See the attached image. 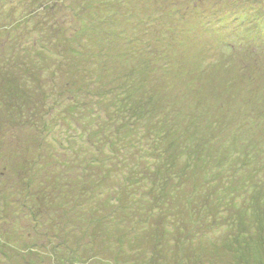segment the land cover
<instances>
[{"label":"rangeland","instance_id":"rangeland-1","mask_svg":"<svg viewBox=\"0 0 264 264\" xmlns=\"http://www.w3.org/2000/svg\"><path fill=\"white\" fill-rule=\"evenodd\" d=\"M256 8L262 20L243 24L252 19L246 13ZM186 11L189 21L183 18ZM48 17L57 24H48ZM263 21L264 0H0L5 35L51 43L53 52L51 67L21 86L38 99L46 95L43 107H35L38 119L19 125L21 111L3 109L8 106L0 102L5 126L0 130V169L8 168L0 177V264H65L70 254L76 264H85V256L87 264H264V162L259 158L264 157V40L252 47L239 43L253 65L248 64V73L227 62L222 45L238 42L239 28ZM31 52L30 64L45 63L38 59L45 55L42 50ZM66 82L71 93H65ZM103 83L105 96L98 101ZM131 86L136 91L143 87V95L157 88H165L167 95L168 90L166 98L155 92L151 108L166 110L167 103L160 104L168 100L178 118L170 129L174 144H165L171 153L165 160L170 172L162 178L167 196L152 209L134 192L142 186L140 179L129 180L133 173H128L137 161L129 156L130 146L131 151L145 148L150 130L138 127L126 140L124 123L104 110L119 103V90ZM89 92L91 109L79 104L92 100ZM96 105L106 113H91ZM114 131L121 142H108ZM242 153L253 158L247 174L237 165ZM27 156L38 165L34 181L19 174L14 162ZM53 176L70 193L53 196L77 200L86 212L76 208L63 218L58 215L65 208L48 200L52 192L46 186ZM248 182L254 188L247 219L250 210L242 208L248 200L238 187ZM102 207L118 209L122 220H113ZM103 212L106 222L100 219ZM242 217L245 226L257 225L256 234L239 229ZM97 219L102 222L97 231L86 234L82 228L84 239L75 233L81 223ZM48 226L58 230L50 233ZM76 237L83 239L79 256Z\"/></svg>","mask_w":264,"mask_h":264},{"label":"trees","instance_id":"trees-1","mask_svg":"<svg viewBox=\"0 0 264 264\" xmlns=\"http://www.w3.org/2000/svg\"><path fill=\"white\" fill-rule=\"evenodd\" d=\"M257 13H258L257 8L254 10L248 11L246 14H249V18H252V19L243 20L242 23L247 24L249 22L248 23V25H249L253 21H257V20L261 19L260 14H257ZM185 14L186 15L182 14L183 18L186 19L187 21H189L190 18L187 19V16H188L187 11ZM154 15L158 16L157 13ZM255 15H256V18L254 17ZM49 16L52 17L51 14H49ZM151 17H152V20L156 19L152 15H151ZM232 20L235 22L239 21V19L236 20L235 17H233ZM47 22H48V24L49 23L50 24L51 23L57 24L56 20H52L49 17L47 18ZM263 23H264V21L261 23L260 26H257V27L247 26V27L239 28V32L235 33V36H236V39L238 42H233V43L229 42L228 43L229 46L222 43L223 47L226 48L225 50L228 53V55L226 56L227 62L231 61L235 66L238 67V70H240L241 73H243V72L248 73V69L251 70V67H248V64H251L250 63L251 61H250V58L247 56L246 51H241L239 49V46L244 45V44H239V43H246L249 47H252V45L254 43L261 45L260 42H262L264 40V24ZM230 31H233V30L230 29ZM185 32H190V30L184 29L183 33H185ZM5 33L6 32H4V29H0V92H2L3 89L5 91V94L0 97V102L3 104H6L8 106L7 108H3V109H9V111L12 109H17V110L21 111V114L19 116L20 120L18 121L16 119V121L20 125L23 120L24 121H30V119H38L39 118L38 111L35 107L38 105H39V107H43L42 102H44V101L42 99L46 98V95L44 94L41 96L42 99H38L35 94L30 93L29 89L21 88V86L29 85L32 81L31 79L36 76V73L37 74L42 73V71L44 69L51 67L52 62H50V60L48 59L50 57H48V56L53 55V52L51 51L50 45H49L51 43H45V42L36 43V41H33L34 42L33 43L31 41H28V40H21V39L15 40L12 38V36L9 33L7 35H5ZM243 39H245V40H243ZM47 44H48V47L45 46ZM178 45H180V43H178ZM258 47H261V46H255L253 48L257 49ZM35 49L42 50L44 52L45 55L38 56V59L45 60L44 64L42 63V61L33 62V64H30L31 59L29 60L30 54H28V52L32 53L31 51H33ZM31 55H34V54H31ZM25 56H27V57H25ZM225 63L226 62H224L222 65H225ZM45 64H47V67L44 66ZM255 65H257V63H255ZM255 67H257V66H255ZM23 69H25V70L28 69V71L24 72L23 74H18ZM231 71L232 70L229 69V72H231ZM32 73H33V75H31ZM103 85H104L103 87H98L99 88L98 90L101 92L100 94H98V97H97L98 101L100 99L102 100L103 99L102 97L105 96L104 95L105 93H103V95H101L102 91L105 92V89H106L104 83H103ZM133 85H135V84H133ZM42 87L43 86H40V89ZM64 90H65V93H71L70 92L71 87L67 82L65 83ZM120 91L121 90H119V103L115 102L113 104H109L107 108H104V110L109 111V112L113 111V115L115 116L114 117L115 121L116 120L120 121L121 124L124 123L123 126L128 130V131L124 132V134H123V136L126 140L128 138L132 139L134 137V135H136L140 131L139 128H141L142 126H145V127H147V129L150 130L149 135H146L147 136L146 137V145H144L145 148H143L141 150L140 149H134L133 151H131L130 150L131 146H130V148L128 150L129 156L130 155L133 156L134 159H137V161L134 163L133 168H132V166L130 167L133 172L129 171L128 173H133V176L129 180L138 181V179H140L139 183L142 186L138 187L139 190L134 189L135 191L134 190L133 191L135 193L138 192V194L142 195L143 202L147 207H149L150 206L149 204L151 203L150 208L152 209L153 204L163 203V201L166 199V196H167L166 192H164L165 179L162 180V178L164 177L165 174H169V172H170L169 166L165 161L169 157L170 146L165 145V144L166 143L167 144L168 143L174 144L173 141L172 142L170 141L171 140L170 138L173 137V136L172 137L170 136V131H171L170 129L172 128V125H174L173 122H176V120L178 118L176 115L171 114V113H175V111L171 110V108H168L170 106L169 104H171L168 100L163 101L160 104V106H162L163 104L167 103L166 105H163V107L164 106L166 107V110L163 109V111H161V110H159V107H158L155 109V111H153L152 109L154 107L151 108V106L154 104L155 92H157L161 98H166L167 96H169L168 90H167V95H166L165 88H157L154 91L149 90L148 92L153 94V96L148 95L147 94L148 92L146 94L144 93L145 95H143V87L138 88V91H136V88L134 86L128 87L126 90H124V92H120ZM140 93H141V95H139ZM79 94L81 95V93H79ZM89 94H90V96L88 98H90L92 100L89 101L87 99H85V100L82 99L79 104L90 105V109H91L92 107H94L93 106L94 100H93V97L91 96V92H89ZM151 98H154V99H151ZM71 99H74L73 94L71 96ZM156 103L158 104L159 102H156ZM96 107H97V105H96ZM261 107L264 108V104ZM106 111H103L102 109L97 107V109H95V108L92 109L91 113H94V112L98 113L99 112V114H100V113H106ZM153 113H155V114H153ZM105 116H106L105 119H107L108 114H106ZM244 116L248 117L249 114L247 113ZM262 118L264 120V116ZM114 119L111 117V119H109V120H110V122H112V120H114ZM251 121H252V119H251ZM1 122L2 121L0 120V130L1 129L4 130L5 126L2 127ZM20 127L25 128V126H18V128H20ZM113 134L111 136L113 138H109L108 142H110V141L121 142V140L119 138L120 134L115 132V131L113 132ZM122 142H125V141L122 139ZM128 143H131V141ZM149 147H151V149ZM243 150H245L247 152L248 148L243 149ZM14 156L16 158L15 153H14ZM261 156H259V158L262 162H264V157L263 156L261 157ZM150 160H152V162H149ZM14 162L18 168L17 170H19V174H27V175H29V179L34 181V177H31V176L34 175L36 169H38V165H37L36 160L31 158L30 156H27L23 161H14ZM20 163L25 165V167L20 166L19 165ZM252 164H253V158L250 154L242 153L241 155L238 156L237 165H238L239 169H242V167H243L245 169L246 174H247V169H249V166L251 168ZM7 171H8V168L6 166L3 168L2 171L0 169V177L7 175ZM249 174H252V172ZM133 177H134V179H133ZM227 177H231L230 174H227L226 178ZM226 178H224V180H226ZM186 180L189 181V179H186ZM60 182L61 181H58L54 177L53 181L51 183H48V182L46 183V186L49 187L50 191L52 192L51 196L49 195L50 198H48V200L51 199L52 201H50V202L59 201L60 202L59 204L63 205L65 208V211L62 214H59L57 211H55L56 212L55 214L58 213V215L62 216V218H63L65 216H67L66 212L69 209L74 211V210H76V208H77V210H79L81 212H86V210L82 207V205H77V203H78L77 200H75V201L72 200L71 202H65V201H63V199L59 200L57 196H53L54 194H60V193L70 194L68 192H65V188L61 184H59ZM211 182H214V181L211 180ZM29 183H31V182H29ZM57 183L59 185H57ZM181 184H183V183H181ZM184 184H186V183L184 182ZM253 188H254V183H251V182H248L247 184H245L242 187V189H240L238 187V194L240 195L242 190H244L245 191L244 192L245 193L244 199L248 200L245 202L246 204L244 203L245 207L242 208L243 210L244 209L250 210L246 214L247 219L249 216L252 215V211H253V209H252L253 203L251 202L253 199L252 198ZM229 190H232V189H229ZM176 193L181 194L180 191L179 192L176 191ZM182 195L183 194L180 195V197L182 198V202L184 203V205L188 206L189 205L188 200ZM239 198H241V196L240 197L238 196L237 200ZM84 199H88V197H83L81 200L85 201ZM147 200L150 202L149 204L147 203L148 205L146 204ZM139 201H141V198ZM49 206L52 207V205H49ZM255 206H258V205H254V207ZM79 207H81V208H79ZM219 208H218V210H219ZM101 209L104 212H107L109 214V216L115 221L122 220V218H123V216H120L119 211H117L118 209L117 210L116 209L108 210L105 207H102ZM104 212L100 214V219L102 220V222L105 221V218H103ZM150 212H151V214H153L152 211H148V214ZM51 214H53V213H51ZM195 214H198V211L195 212ZM74 215H76V214L74 213ZM81 215H83V214H81ZM57 218L58 217H56V219ZM162 218H166V217L163 215ZM200 219L201 218H198V220H200ZM244 219L245 218L242 217L240 221L242 222V221H244ZM39 220H41V219H39ZM88 222L89 221L86 220L85 223H81L80 224L81 230H79V231L76 230L77 232H75V233H79L80 235H82L81 238L83 237V239L86 236L80 232V231H82V228L87 229L86 234H88V232H90L91 230L97 231L96 228H99L102 225V222H100L99 219H97L96 221H93L94 223H91V222L88 223ZM59 225L60 224H58V226ZM255 225H256V223H255ZM248 226H250V228H251L252 224H249ZM248 226H245V221H244L243 227H240L239 229L243 230V232L246 234H252V235L256 234L257 225L251 229L244 231V228H248ZM48 227L50 230L52 229L50 231V233H56V231L58 230V228L55 229L53 226H48ZM232 228H235V227H232ZM83 239L80 240V237L77 238V244L76 245L79 247V252L76 253L77 256H79V254L84 250L83 244H81ZM61 242L62 241H60L59 243H61ZM64 243H66V242H64ZM56 247H57L56 251L61 250L60 248H58V246H56ZM68 258H69L68 259L69 263H71V264L75 263L76 264V261L72 260L71 254H70V257H68ZM85 258H86L85 264H87L90 261V259H88V257H86V256H85ZM68 262L65 264H69Z\"/></svg>","mask_w":264,"mask_h":264}]
</instances>
